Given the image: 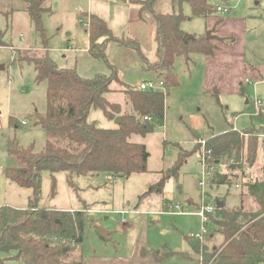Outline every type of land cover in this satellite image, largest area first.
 <instances>
[{"label": "rangeland", "instance_id": "obj_1", "mask_svg": "<svg viewBox=\"0 0 264 264\" xmlns=\"http://www.w3.org/2000/svg\"><path fill=\"white\" fill-rule=\"evenodd\" d=\"M208 2L214 7H228L231 12L185 21L181 24L185 35L210 32L213 24L210 26L209 23L218 17L224 21L235 19L222 33L226 37L233 36L240 47L245 46L246 64L264 67V0ZM25 6L24 0H0V207L15 209L28 207L32 190L6 178V169L20 166L14 156L6 153L7 142L15 140L22 147L33 145L34 152H40L47 140L45 130L37 124L45 115L47 84L46 81H35L33 65L22 60L24 56L42 54L45 51L42 45L46 42L47 54L59 68H76L79 74L91 78L96 74H110L109 67H113L120 83L113 82L105 98L119 104L122 112L130 111L123 91L125 86L138 89L141 82L159 80L150 69L156 61L154 36L151 42L139 44L140 53L109 42L104 51L107 62L88 52L86 14L102 18L116 39L135 40L129 32V16L135 8L132 0H50L47 3L49 11L42 14L47 41H42L35 32ZM161 11L172 12L170 0H161ZM182 13L187 17L191 15L186 3L182 5ZM194 57L189 64L182 58L175 60L178 85L165 97L163 125H155L145 136L133 134L128 138L132 143L145 146L147 172L127 178L102 174L74 177L77 192L68 186L65 172L41 173L39 208L88 209L80 231L81 242L75 248L82 254L83 264H194V258L204 264V249L201 248L199 255L194 252L196 239L206 250L222 243L216 228L211 227L210 222L203 227L201 218L195 214L200 204L197 183L202 170L199 162L202 146L198 140H208L231 129L264 135V75L254 84L251 77L242 73L239 77L242 92H234L226 72L220 81L215 79L211 85L201 58L196 56L193 64ZM245 79L249 83H244ZM255 97L261 101L257 115H254L253 106ZM86 121L101 129L117 127L115 119H107L99 108L91 107ZM259 139L264 144V138ZM165 142L169 144L165 146ZM194 144L200 146V153H192L177 175L168 177L166 173L176 161L180 148L189 151ZM212 160L207 155V162L215 163L211 165L215 172H226L224 161L217 164ZM263 163L264 155L259 147L255 163L245 166L243 174L233 180L234 186L229 190L226 186H210L213 174L210 176L206 170L205 202L212 204L220 198L227 209L236 210L242 206L247 211H254L257 206L243 183L263 181ZM162 179L164 185L159 188L157 184ZM141 195L144 196L140 199ZM173 205H179L186 214L162 213ZM121 210L128 211L122 216L124 223L115 213Z\"/></svg>", "mask_w": 264, "mask_h": 264}, {"label": "trees", "instance_id": "obj_2", "mask_svg": "<svg viewBox=\"0 0 264 264\" xmlns=\"http://www.w3.org/2000/svg\"><path fill=\"white\" fill-rule=\"evenodd\" d=\"M49 1L24 0L25 12L42 41H47L42 14L49 11ZM132 3L138 6V20L143 21L147 17L153 26L156 61L150 69L164 81L168 90L166 93L151 92L125 86L123 91L130 105L129 112H122L119 104L110 103L105 98V94L111 91V84L120 83L113 67H109L110 75L96 74L83 78L75 68H59L48 56L46 42L42 45V50H45L42 54L26 55L22 59L33 65L35 81H46L47 84L45 115L37 122L45 130L47 140L40 152H34L33 145L22 147L15 140L7 142L6 153L14 156L20 166L6 169L5 176L22 188L31 189L32 194L25 209L0 207V264L6 260L1 256L9 253H14L11 259L19 264H83L82 254L75 248L81 242L80 231L88 209L60 211L39 208L41 173L65 172L68 186L77 192L74 177L102 174L127 178L147 172L145 146L132 143L128 138L133 134L145 136L153 131L155 125H163L165 97L171 88L178 85L175 60L182 58L189 64L193 55L213 57L220 46L234 41L232 36L217 35L224 21L220 17H216L210 29V38L201 33L184 40L183 22L218 13L208 0H170V13L161 11V0H132ZM183 3L189 6L190 17L182 13ZM86 16L88 28L85 32L92 57L107 62L104 51L111 41L140 53L137 41H120L113 37L102 18L93 14ZM240 86L242 88V83ZM91 107L101 109L109 120L121 116L122 124L115 129L97 128L93 122L86 121ZM242 133L252 136L244 138L231 129L205 140L209 158L216 160L217 164L224 161L226 171L213 173L210 186H226L229 190L234 186L233 180H238L243 174L245 166L255 163L259 147L264 155L263 140L254 135L257 132ZM167 144L165 142V146ZM195 152L200 153L199 145L194 144L189 151L180 148L176 161L166 173L168 177L177 175L185 160ZM213 162L208 161V165L215 164ZM262 171L264 175V163ZM163 185L164 179L157 184L159 188ZM243 186L257 208L247 211L240 206L228 211L224 201L217 198L223 207L215 209L208 218L211 227L216 228L221 236L222 243L211 250H206L197 239L193 244L197 255L201 248L204 249V264H264V180L245 181Z\"/></svg>", "mask_w": 264, "mask_h": 264}, {"label": "crops", "instance_id": "obj_3", "mask_svg": "<svg viewBox=\"0 0 264 264\" xmlns=\"http://www.w3.org/2000/svg\"><path fill=\"white\" fill-rule=\"evenodd\" d=\"M234 20L235 19H227L226 21H223L221 26L218 28L217 35L221 37L223 36L226 37V35L222 33V30L226 27V25L229 22H233ZM214 22L215 21L209 23V25L211 26ZM243 22L244 21H242V23ZM238 23L240 25H243L241 22H238ZM233 31L234 30H232V33ZM129 32L131 33L133 39L138 41L139 44L141 45L146 41L151 42L152 37L154 36V30H153V26L150 20L147 17H145L143 21L138 20V6L137 5H135V8L132 10L129 16ZM71 46L73 47V44H71ZM67 51H69V49H67ZM155 51H156V45H155L154 52ZM88 52H89V43H88ZM245 55H246L245 46L240 47V45L236 43V41H234L231 44L220 46V49L215 53L213 57H205V56L198 55V54L195 55V57L199 56V58H201L202 63L206 68L207 80L211 83V85L213 84V80L215 79L217 81H220L222 75H224V73L226 72L225 76L228 75L232 81V85L234 87L233 91L238 92L241 89H243V85H242V88L240 86L241 80L239 79L242 73L247 75L248 77H251V79L257 82L260 80L259 77L264 75V67H261V66L255 67L251 64H246ZM195 57L193 59V64H195L194 62ZM103 74L106 75V73H103ZM78 75L83 78H87L85 76H82L79 73ZM107 75H110V74H107ZM166 203H170V202H166ZM236 208H239V206ZM227 210L232 211L233 209H227ZM60 211H66V210L61 209ZM67 211H72V209L67 210ZM121 211H124V210H121ZM13 256H14V253L2 255L1 257L3 259H6L3 264H19L17 261L11 259V257ZM193 262L194 264H198L197 258H194Z\"/></svg>", "mask_w": 264, "mask_h": 264}, {"label": "built area", "instance_id": "obj_4", "mask_svg": "<svg viewBox=\"0 0 264 264\" xmlns=\"http://www.w3.org/2000/svg\"><path fill=\"white\" fill-rule=\"evenodd\" d=\"M216 10L218 13L220 14H228L231 12V9H229L228 7H222L220 5L216 6ZM87 28H88V24H87ZM244 83H249L248 79H245ZM257 81H255L254 84H256ZM138 90L141 91H151V92H162V93H166L167 91V86L165 85L164 81L162 80H158L157 82L154 81H144L141 82L138 85ZM253 106H254V110L255 113L254 115H257L260 112L261 109V101L255 97L254 98V102H253ZM145 120H150V118L148 117H144ZM241 136H243L244 138H246L247 136H249L248 134L239 132ZM258 138L263 139L264 135L261 134H257L256 135ZM198 143L202 146L201 148V156H200V165H201V177L197 183V190L199 192V197H200V204L198 206V211L195 213L196 215H198L201 220H202V224L203 227H205L207 225V223L209 222V218L208 216L213 214L216 207H215V203L212 204H207L205 202V196H206V192H205V187L207 186V179H205L206 175H207V171L208 170V174L211 176V174L215 173L214 168L210 165H208L207 162V153L205 150V140L204 139H199ZM208 175V176H209ZM238 187V186H237ZM128 211H118L115 212L116 214H118L119 216H121V222L124 223L125 219L122 217L123 215L127 214ZM163 214H167V215H185L186 213L181 211V208L179 207V205H173V206H169L168 210H166L165 212H162ZM206 231L203 230V233H205ZM198 239H201V237H197Z\"/></svg>", "mask_w": 264, "mask_h": 264}, {"label": "water", "instance_id": "obj_5", "mask_svg": "<svg viewBox=\"0 0 264 264\" xmlns=\"http://www.w3.org/2000/svg\"><path fill=\"white\" fill-rule=\"evenodd\" d=\"M122 1H126V0H122ZM210 36H211V33L210 32H207L206 33V37L207 38H210ZM188 38H190V35H185L184 40L186 41ZM115 124L117 126L120 125V124H122V118H121V116H117L115 118ZM214 203H215L216 209H221L223 207V203L220 202V201H217L216 200ZM100 234L105 235V232L104 231H100Z\"/></svg>", "mask_w": 264, "mask_h": 264}]
</instances>
